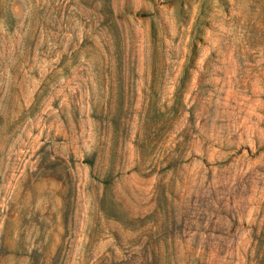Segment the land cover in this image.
Listing matches in <instances>:
<instances>
[{"label": "rangeland", "instance_id": "1", "mask_svg": "<svg viewBox=\"0 0 264 264\" xmlns=\"http://www.w3.org/2000/svg\"><path fill=\"white\" fill-rule=\"evenodd\" d=\"M0 264H264V0H0Z\"/></svg>", "mask_w": 264, "mask_h": 264}]
</instances>
